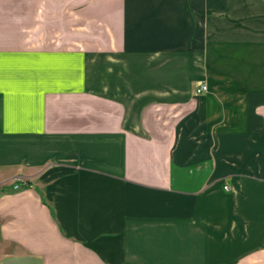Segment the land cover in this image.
<instances>
[{
  "label": "crops",
  "instance_id": "obj_1",
  "mask_svg": "<svg viewBox=\"0 0 264 264\" xmlns=\"http://www.w3.org/2000/svg\"><path fill=\"white\" fill-rule=\"evenodd\" d=\"M0 264H264V0H0Z\"/></svg>",
  "mask_w": 264,
  "mask_h": 264
},
{
  "label": "built area",
  "instance_id": "obj_2",
  "mask_svg": "<svg viewBox=\"0 0 264 264\" xmlns=\"http://www.w3.org/2000/svg\"><path fill=\"white\" fill-rule=\"evenodd\" d=\"M204 91H206V86L201 85L196 89V94H200L201 92H204ZM22 187H24V184L17 183L15 185H13L12 189H13V191H17V190L21 189ZM225 189H227V188H225Z\"/></svg>",
  "mask_w": 264,
  "mask_h": 264
},
{
  "label": "rangeland",
  "instance_id": "obj_3",
  "mask_svg": "<svg viewBox=\"0 0 264 264\" xmlns=\"http://www.w3.org/2000/svg\"><path fill=\"white\" fill-rule=\"evenodd\" d=\"M201 85H204V84H201ZM207 90V89H206ZM206 91H204V92H201L200 94H202V93H205ZM195 93H196V90H195Z\"/></svg>",
  "mask_w": 264,
  "mask_h": 264
},
{
  "label": "trees",
  "instance_id": "obj_4",
  "mask_svg": "<svg viewBox=\"0 0 264 264\" xmlns=\"http://www.w3.org/2000/svg\"><path fill=\"white\" fill-rule=\"evenodd\" d=\"M24 186H25V187H28L29 185H28V183H26Z\"/></svg>",
  "mask_w": 264,
  "mask_h": 264
}]
</instances>
